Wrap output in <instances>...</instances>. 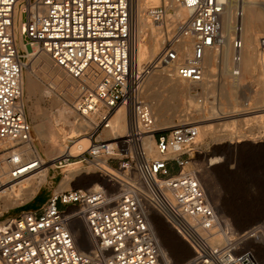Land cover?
<instances>
[{"label":"built area","instance_id":"2783aa9c","mask_svg":"<svg viewBox=\"0 0 264 264\" xmlns=\"http://www.w3.org/2000/svg\"><path fill=\"white\" fill-rule=\"evenodd\" d=\"M176 3L187 10L186 17L179 19L166 3L150 8L162 45L156 57L139 66L132 0H0V141L9 139L20 146L31 138L32 126L22 106V72L27 47L35 48L79 81L82 112L99 104L107 111L81 160L92 163L99 156L128 176L118 178L116 186L100 182L98 188L52 193L39 209H21L9 216L0 212V264H166L153 214L191 251L180 264H258L252 243L264 239V224L245 229L220 224L193 163L199 147L197 124L186 121L154 130L159 157L143 158L144 131L155 121L144 98L147 75L166 69L179 79L200 83L207 52L224 43L220 30L225 1ZM22 4L24 47L14 31L15 10ZM242 17L238 6L232 39L236 75L243 48ZM258 43L264 47V35ZM120 106L132 112L129 133L113 139L94 136ZM138 171L146 182L142 189L132 183ZM73 221L87 227L96 247L90 254L80 249ZM220 233L225 240L215 242Z\"/></svg>","mask_w":264,"mask_h":264},{"label":"rangeland","instance_id":"374dc122","mask_svg":"<svg viewBox=\"0 0 264 264\" xmlns=\"http://www.w3.org/2000/svg\"><path fill=\"white\" fill-rule=\"evenodd\" d=\"M261 1L260 4L264 5V0ZM19 29L20 27L17 25L16 30L18 31ZM255 32L257 40L258 37L264 35V31L255 29ZM257 50L258 52H262L264 51V48L259 49L258 47ZM34 51L37 50L35 48L27 47L26 54ZM33 61L34 60H29V57H26L25 64H27V66L25 65L23 70L22 81V103L25 108L26 118L32 126V139L29 143L31 149L30 156L34 157L41 154L42 156L44 155L43 157L46 159H54L61 154L65 147L73 146L79 137H89L91 133H93L96 124L99 123L102 115L107 111L99 105L95 111L90 110L88 113L83 114L80 108L81 106L77 104L79 100L78 82L70 77V75L66 78L62 87L55 88V90L53 89V92L45 97L42 96L38 90L37 92H30L27 87L29 70L32 71V79L36 85L38 84V87H45L48 86L47 83L50 84L51 82H54L52 73L48 71V75H43L40 64ZM51 67L58 69L53 62ZM152 75H154V73ZM152 75L150 77H152ZM150 77L147 78V81L149 80V82L152 81V79L150 80ZM230 77L231 76L228 74L222 75L220 66L215 63L213 76L211 77L213 79L212 83L214 84L212 85V92L206 93L202 83H191L193 85L192 91H190L187 96L181 97L180 105L176 109V116L172 118V122L160 124L159 127L166 129L170 128L173 124L176 125L180 121H184L179 120L180 117L186 118L187 121L190 122H196L195 124L197 125H210V132L207 129L200 131L199 147L193 161L194 167L199 172V179L203 184L205 191H207L206 193L217 213L220 224L222 226L232 225L237 229H245L255 224H264V111L261 113L260 111H257L264 107V65L258 61V63L253 66L250 73L240 74L238 76L240 77V84L234 85L233 88H231L229 84L232 79V77ZM147 81L144 86V98L150 105L152 98L148 95ZM182 82L186 84L189 83V81L184 80ZM223 83H228L227 85L225 84V87L230 91H234L233 95L230 97L232 99L231 101L223 93L224 88L221 86ZM67 89H72L75 93L66 97L65 92ZM161 97L160 100L163 99L162 102H164L168 112L174 110L175 104L178 103L176 102V98L170 97L167 92H163ZM153 101L155 100L153 99ZM62 107L70 108L74 115L76 113V119H80L83 115L89 120L90 125L86 124V126H83V124L80 123L81 119L77 123L78 126L65 120H61L58 113L59 109ZM247 111V114L243 113ZM218 112H220V114ZM223 113H228L227 115L229 117L227 116L222 119L217 118V116ZM115 114L116 111L112 117ZM154 114H156L155 111ZM231 114L234 115L230 116ZM257 114H262V116L259 117V119L253 118L252 121H250L251 119L245 120V118H251ZM157 117H159V120L161 119L158 114L155 115L156 119ZM168 117H170L169 113L166 115V118ZM38 123H43L47 135L52 137L40 134L37 128ZM74 127H80L84 132L80 131L81 135H73L71 134V131ZM101 133L102 128L100 127L95 132L94 136L98 135V138L102 139L103 137ZM126 133L127 129L124 135ZM85 143H87V139ZM237 144L238 146H235ZM220 145L232 147V153L228 152L225 154L222 152H214V149H216L215 147ZM3 146H5L4 143ZM20 148L27 152V145ZM8 150L0 151V159L5 156L4 152H7ZM24 150L22 153L25 154L26 152H24ZM24 156H26V154L21 156L23 161L30 158V156ZM214 157H220L221 160L216 163H211V158ZM59 159H56L55 162ZM56 164L58 166L48 168L47 181L45 184L42 183L39 185L38 191L32 197H28L27 195L20 196L15 204L2 210L4 216L13 215L18 211H21V209H39L52 193H58L76 187H88L87 184L84 185L77 183L78 177H75V179L70 181V187L61 189L60 184L63 177L71 171L78 170L82 175L85 173L94 175L98 172L94 164L82 160L80 163L70 165H64V163L63 165ZM220 165H225L226 170H228L223 172V175L225 176H223L222 173L220 175L218 172L214 171V168ZM0 166L1 172L2 167H6V165L1 164ZM115 170H117L118 173L121 172L117 168H115ZM40 172V169L33 170L26 175L7 181L4 187L0 190V195L10 188H16L21 183L26 182L30 177L35 176ZM134 177H137L136 173L132 178ZM155 227L157 229L156 223ZM159 234L162 238L161 247L166 251L163 237L160 232ZM255 251L258 264H264L263 248H260V250L255 249ZM186 258L177 260L170 254V256L168 255L167 264H170L171 261L173 264H180Z\"/></svg>","mask_w":264,"mask_h":264},{"label":"bare ground","instance_id":"6f19581e","mask_svg":"<svg viewBox=\"0 0 264 264\" xmlns=\"http://www.w3.org/2000/svg\"><path fill=\"white\" fill-rule=\"evenodd\" d=\"M219 1L226 2V6L224 9L223 15L221 17L222 25H221V30H220L224 43L222 44V46L218 48L216 47L212 48L206 54L205 61H204L205 76H204L203 81L200 82L202 83V86L206 93L212 92V88H213L212 85L214 84L212 83L213 79L211 77L213 76L215 63L220 66V71L222 75L228 74L232 77V79L229 82L231 88H233L234 85L240 84V77L238 76L243 73H250L253 66L256 65L258 61L264 65V51L258 52L257 48L259 47V43H258L257 37H255V33H256L255 29L259 31H264V5L260 4L262 1L261 0H219ZM160 3H166L171 9L174 10L175 15L179 19L186 17L188 14L187 10L184 7H181L176 3V0H132L131 9H132V18H133V21H134V24L137 30L136 31L137 33L136 56H137V61H138L139 66H141L142 63H145L147 60H151V58L153 59L154 57H156V55L158 54L161 48V45H162V40L160 36L161 30H160V27L151 18L150 12H149L150 8H153L159 5ZM253 3H256V4H253ZM24 6L25 5L23 4L22 6H17L15 10V16H14V31L16 33L18 43L21 47H24L22 45L23 42H22V36H21V31H22V20L21 19H22V10ZM238 6H241L243 10V17L241 19V24H242L241 38L243 40V48L240 51L241 59H240V62L238 63L239 74L236 75L232 72L234 68V63H233L234 49L232 46V39L235 34V31H234L235 15L234 14ZM17 25H19L20 27L18 31L16 30ZM260 48H264V47H259V49ZM27 57H29V60H34L33 62L40 64L41 72L43 73V75H46L47 72L50 71L54 78V82H51L50 84L47 83L48 86L38 87L37 86L38 84L36 85L32 79V76H31L32 71L29 70L27 87L30 92L33 93V92H37L38 90L41 93V95L45 97L51 94L53 92V89L55 90V88L62 87V85L66 81V78L69 76V73L58 66H57L58 69H61V70L52 68L51 64L53 61L47 53L42 52V51H34L32 53H28ZM25 65L27 66V64ZM153 73L154 75H152ZM151 75L152 77H150ZM149 77H150V80L152 79L151 82H149V80L147 81V78ZM183 80L184 79L177 78L173 73H171L170 71H167L166 69H155L152 72H150L145 78L144 86L147 81V86H148L147 89L149 93L148 95L152 98V101L149 105L150 109L149 107L148 109L152 112L154 118L156 114H158L161 117L160 120H159V117H157V119L155 118L154 124L150 131H144L147 133L143 135L141 146H142V150L144 154L143 158H145V160L159 157V153L155 145L153 131L157 129H161L159 127L160 124H166V123L172 122V118L176 116V109L180 105L181 97L187 96L188 93L192 91L193 85L191 83L193 82L189 81V83L186 84L182 82ZM22 81H23V72H22ZM76 81L78 82V87H79L78 89H79V95H80V92L82 91L81 86H80L79 81L78 80ZM184 81H188V80H184ZM225 84L226 83L221 84L222 88H224L223 93L231 101L232 99L230 97L231 95H233L234 91L228 90L225 87L228 83L226 85ZM22 89H23V84H22ZM163 92H167L168 95H170V97L176 98V102H178L177 104H175V108L171 112L170 111L168 112V110L166 109L164 102H162L163 99L160 100V97ZM74 93H75L74 90L67 89L65 92V95L66 97H69L70 94L72 95ZM153 99L155 101H153ZM77 104L79 105L80 102H77ZM22 106L24 107L23 103H22ZM97 108L98 107L94 108L93 111H95ZM115 111H116V114L112 117ZM154 111L156 114H154ZM257 111H260V113L263 112L264 107L258 109ZM88 112H89L88 109L83 110V114H86ZM249 112H253V111H249ZM168 113L170 117L166 118V115ZM218 113L220 114V112ZM243 113L247 114L248 111L243 112ZM58 114L60 115L61 120H65L73 125L76 124L78 126L77 123L80 121V119H81L80 123H82L83 126H86V124H89V120H87L83 115H82L83 117L81 116L80 119L79 118L76 119L77 114L75 113L74 115L72 110H70V108H67V107L60 108ZM227 114L223 113L217 116V118L222 119L224 117H227L228 116ZM233 115L234 114H231L230 116H233ZM261 116L262 114H257L251 118H245V120L251 119L250 121H252L253 118L259 119V117ZM106 118H108V123L107 125H103L102 133H101L104 139L124 137L125 135L129 133L130 128H131L132 119L134 120V118L132 117V112L126 106L117 107L112 112V114L110 115L108 114ZM179 120H184V121H180L179 123H183L187 121V119L183 117H180ZM97 125H99V123H97L96 126ZM172 126H175V124H173ZM75 127L72 129L71 134L81 135L80 131L82 132L83 129L81 130L80 127L79 128H75ZM198 127H199V131H202V130L204 131L205 129H207L210 132V129H211L210 125H198ZM37 128L40 134H42L43 136L52 137L50 135H47V132H46V129L44 128L43 123H38ZM126 129H127V133L124 135ZM31 139H32V131H31L30 140L24 144H21L20 146H18L19 145L18 143H15L9 139L0 141V151H5L7 149L12 148V150L4 152L5 156H3L0 159V165L1 164L6 165V167H2V171L0 172L1 173L0 174V177H1L0 178V190L4 187L7 181H11L18 177L26 175L27 173L33 170H38V169L41 170L39 174H36L35 176L30 177L26 182L21 183L16 188L8 189L3 194L0 195V203H1L0 212H2L3 209L15 204L19 200V197L22 195H27L28 197L30 196L32 197L38 191L39 185L42 183L45 184V182L47 181L48 168L58 166L56 163H58L59 165L61 164L63 165V163L64 165L80 163L81 153L85 151L87 148H89L91 145L90 136L89 137L88 136L79 137L78 140L75 141L73 146L65 147L62 150L61 154H59V156L55 157L54 159H51V158L46 159L45 157H43L44 155L42 156L41 154L34 156V157L30 156L31 149H30L29 143ZM86 139H87V143H85ZM3 143L5 144V146H3ZM26 145L28 147L27 152L24 149L20 148ZM235 146H238V144ZM215 148L216 149H214V152L216 153L222 152V153L227 154L228 152L232 153L233 151V148L227 145H220ZM23 150L24 152H26L25 153L26 156H30L28 160H25V161L22 160L21 156L25 155L24 153H22ZM56 159H59V160L55 162ZM220 160H221L220 157H214V158H211V163H216ZM91 164H94L95 167L97 168L98 170L97 174L89 175L88 173H85L82 175L81 172H79L78 170L71 171L63 177L62 182L60 184V188L62 189V188L70 187V181L75 179V177L76 178L78 177L77 183L84 184V185L87 184V186H91L92 188L100 187V182L104 184L112 183L113 186L114 185L116 186V184H119V182H117L118 178L120 179V178L128 177L126 176L127 173L125 170L119 169L121 172L118 173L117 170H115V168L106 164L99 156L95 157V159L93 160ZM225 170H226L225 165H220L214 168V171L218 172L220 175L221 173L223 175L224 174L223 172ZM136 174H137V177L132 178V183H134L135 185H138V187L142 189L146 186V182L144 181L143 177L140 175L141 173L139 171L136 172ZM123 186L128 187L127 185H123ZM74 208L75 206H71L70 210L72 211ZM152 222L154 224V227H153L155 228L154 230H156L157 235H159L160 237L161 245H162V238L159 232L161 233L163 237V241L166 246V251H164L162 247L161 248L163 250V253H165L164 256H165L166 264L168 263V255L170 256V254L172 255V257H174L177 260H181L182 258H186L191 255V251L189 250V248L185 245V243L181 240V238L175 233V231H173L159 217V215L153 214ZM154 222L156 223L157 229L159 232L157 231ZM71 228H72L73 234L75 235V238L77 239L79 243L80 249L84 250L85 252L89 254L92 252L89 249H92V248L96 249L95 245L91 241L88 229L82 221H73ZM223 234L224 233L218 234V236H216L215 238V242L224 241L225 235ZM252 246L256 250H260V248H263V252H264V239L260 238L254 241L252 243ZM93 264H100V263L94 262Z\"/></svg>","mask_w":264,"mask_h":264},{"label":"crops","instance_id":"0c3cea01","mask_svg":"<svg viewBox=\"0 0 264 264\" xmlns=\"http://www.w3.org/2000/svg\"><path fill=\"white\" fill-rule=\"evenodd\" d=\"M30 209H32V208H30ZM38 209V208H37Z\"/></svg>","mask_w":264,"mask_h":264}]
</instances>
